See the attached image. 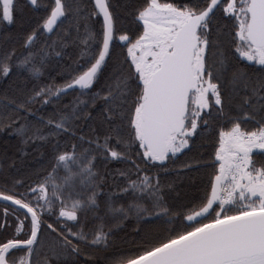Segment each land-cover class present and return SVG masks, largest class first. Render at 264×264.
Here are the masks:
<instances>
[{
  "label": "snow or ice",
  "instance_id": "obj_1",
  "mask_svg": "<svg viewBox=\"0 0 264 264\" xmlns=\"http://www.w3.org/2000/svg\"><path fill=\"white\" fill-rule=\"evenodd\" d=\"M25 5L41 8L0 0V25L17 24L25 49L17 56L0 44V79L21 71L38 79L49 57L56 62L47 82L0 92V131L19 138L14 152L7 142L0 149V173H13L0 185V264H33L41 251L40 264H79L88 255L81 243L107 248L129 217L137 232L146 217H165L167 227L103 264H264V159L256 158L264 157V0H48L35 26ZM42 34L49 40L33 50ZM117 41L122 61H112ZM203 136L207 161L166 167ZM61 137L76 141L71 150ZM33 144L53 153L36 180L17 168ZM98 160L125 165L112 176L124 181L119 193L131 192L127 203L114 191L98 199L107 182ZM201 168H211L203 187L193 183L196 195L174 211L166 194ZM89 215L101 221L90 230Z\"/></svg>",
  "mask_w": 264,
  "mask_h": 264
},
{
  "label": "trees",
  "instance_id": "obj_2",
  "mask_svg": "<svg viewBox=\"0 0 264 264\" xmlns=\"http://www.w3.org/2000/svg\"><path fill=\"white\" fill-rule=\"evenodd\" d=\"M41 2V8H38L36 10H33L31 7H28L25 5L24 12L26 16L31 18V26H35L36 23L39 22V18L43 15V8L42 6L48 2V0H40ZM127 2V0H113L114 4H122ZM120 11V21L121 25L127 29H131L133 31L136 30V26L132 22V17L130 15H125L124 11L122 9H118ZM94 27L98 28L99 23L97 22ZM0 36H10L11 38L8 39L6 42L0 40V44L3 45V48L6 50L10 47L16 48V54L17 56H21L24 54L25 49L23 47L22 39L20 37V29L17 24L8 25L6 22L4 25H0ZM55 38V34H52V39ZM49 40V35L42 34L36 44L34 45L33 50L41 48L45 41ZM122 42L117 41L115 50L112 54V61L123 60V55L121 53V45ZM55 57H49L47 60V63L43 66L42 74L39 76V78H32L29 76L28 73L21 71L19 75H16L15 73L12 74V76L0 79V92H3L5 90L12 91L13 85H16V87H19L20 84L25 80L28 79V87L30 88L34 84L39 83H45L49 80V77L53 74L50 71V66L54 64ZM252 71L256 72L259 71V65L254 66ZM57 81L59 82V77L57 78ZM71 95H74V93L69 94V97L65 98V101L70 98ZM34 107H39L34 106ZM56 106L49 105L42 108V111L46 114H51L55 110ZM5 116L8 115V113L4 114ZM19 123V122H18ZM255 126V125H252ZM61 148L66 150H71V144L74 141L72 137H61ZM5 142H7V146L9 148L10 152H14L16 150V147L19 144V138L15 132L12 131L11 128L4 129L0 131V149H2L5 145ZM204 145V146H202ZM211 138L208 136H203L197 138L195 143L191 146L190 150L183 151V155L180 153L177 154L176 163H169L166 165L169 169H173L179 165L181 161H184L187 157H197L202 161H207L209 159V155L207 153H210L212 151L211 147ZM86 146V145H85ZM37 147L36 144H33L29 146L28 153L29 155L26 156L21 163L20 160H17V168L19 169L20 173L28 176L31 180H36L37 176L35 173L40 172L43 174L45 170H48L50 167V164L52 161V151L49 144H45L43 148L40 150V152L35 151L34 149ZM80 149H78L79 151ZM255 151V150H254ZM41 152L43 155H41ZM257 159H264V157L257 156ZM138 163H141L142 161H137ZM98 170L101 172L102 175L107 174V182L103 185L105 192L101 193L99 196V200L103 204V202L106 200V193L109 191H114L117 193V202H123L127 203V201L131 198L132 194L129 192L128 194L119 193L116 189V184L123 185L124 181L122 179L120 180H114L112 173L114 170L122 169L125 167V165L122 162H113L108 161L105 162L103 160H98L97 162ZM153 172L156 171V169H152ZM211 172V168H201L199 169V174L194 170L192 173L188 174L190 176L195 177L194 182H189V180H185L179 188L176 189L174 192H168L166 194V200L168 201L169 206L175 211L180 208V206L193 195H196V192L194 191V187L192 184L194 183L195 187L202 188L203 184L201 181L207 180V174ZM61 175L64 174L63 169H61L60 172ZM13 173L11 172H4L0 173V185H3L7 180L11 179V176ZM118 175V173H117ZM175 173L170 172L168 176L163 177L165 180H171L172 177H174ZM134 178V177H133ZM0 205L6 206V204H3L0 202ZM100 215L103 216V207L100 210ZM167 218L161 217V218H155V217H146L145 223L141 226V231L137 232V221L135 217H129L127 221L124 222L123 225L119 229L113 230V235L111 237V242L107 248H93L90 247L88 244L81 243V248L83 250H86L88 255L84 256L82 255L79 259V264H103V261L105 257L110 258H116L121 255L128 254V250L131 248H134L135 245L140 244L143 242V237L145 233H151L152 235H163L165 232V229L167 227L166 224ZM99 223H101L100 220L95 219L91 215L87 218V225L89 230L96 227ZM104 227L107 231L111 227V223L108 220H104ZM4 235V233H0V236ZM42 239H46L49 242L55 241V236L47 231L44 233V237ZM89 239H91L89 237ZM45 253L43 251L40 252V254L33 258V264H40V260L43 257ZM54 264V262H53Z\"/></svg>",
  "mask_w": 264,
  "mask_h": 264
},
{
  "label": "flooded vegetation",
  "instance_id": "obj_3",
  "mask_svg": "<svg viewBox=\"0 0 264 264\" xmlns=\"http://www.w3.org/2000/svg\"><path fill=\"white\" fill-rule=\"evenodd\" d=\"M6 206H7V205H6ZM6 206H2V205H0V208L6 207Z\"/></svg>",
  "mask_w": 264,
  "mask_h": 264
}]
</instances>
